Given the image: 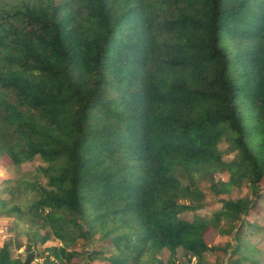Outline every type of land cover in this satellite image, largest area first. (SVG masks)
<instances>
[{
  "label": "trees",
  "instance_id": "trees-1",
  "mask_svg": "<svg viewBox=\"0 0 264 264\" xmlns=\"http://www.w3.org/2000/svg\"><path fill=\"white\" fill-rule=\"evenodd\" d=\"M2 156L35 173L19 202L0 199L33 228L0 264H158L164 249L167 264L179 249L257 263L264 0H0ZM217 171L211 218L182 216L212 205L198 179ZM244 183L252 197H218ZM214 226L232 242L209 245ZM40 229L61 245L39 252ZM79 240L105 245L83 254Z\"/></svg>",
  "mask_w": 264,
  "mask_h": 264
},
{
  "label": "rangeland",
  "instance_id": "rangeland-1",
  "mask_svg": "<svg viewBox=\"0 0 264 264\" xmlns=\"http://www.w3.org/2000/svg\"><path fill=\"white\" fill-rule=\"evenodd\" d=\"M220 149L224 153V157L228 158L232 155L230 149L227 147L226 143L220 144ZM42 164V161L39 159H35L31 162L32 166H37ZM31 166L27 165H15L12 160L7 156H2L0 158V199H6V200H12L13 202L17 203L20 200L21 192H24V189L22 185L20 184V180L24 175H31L35 173V168L30 169ZM26 172V173H25ZM208 178V179H207ZM229 178V172L228 171H217L215 172L211 177H200L198 179V184L201 189H203L206 193V198L210 201H212V205L206 208H202L195 212H184L182 213V216L185 218L192 220L196 217L209 219L212 216V212L214 211L215 207L219 206V202L215 201L217 196L213 194L209 189L208 185L211 182H215L216 184H219L222 180H227ZM261 187V193H263V198L260 200V202L263 204V208L260 211V215L258 216L259 221L264 224V178L260 182ZM248 194L252 197L251 189L248 185V183H244L240 187L233 188L232 191L229 194H222L221 196H231V197H237V196H243ZM215 201V202H214ZM223 223H220L219 225H223ZM218 226H214L211 228L205 235L206 241L209 245L213 244H223L225 241H231L232 239L219 232ZM25 229L33 230L28 224H25L23 222H18V220L10 215L6 214H0V247L3 245L4 242H6L8 239H12V253L14 256L20 255L21 252L24 251L25 243L28 240L27 236H25L24 231ZM46 234L48 235V240L46 243L42 244L39 239L40 235ZM260 234H253L249 241L251 243H254L257 245V252L256 257L258 258V262L255 264H264V241L259 238ZM36 238L38 239L36 243V248L39 252L42 254L45 251V248L48 246L53 245H61L60 239L54 237L52 234H50L48 231L44 229L39 230V234H37ZM97 243H91L88 245L87 243H84L82 240H79V242L74 245L73 247L79 251H81L83 254H86L87 251L91 250L92 248L99 247L103 244L102 241H96ZM105 245V244H103ZM109 247V246H108ZM110 248V247H109ZM108 248V249H109ZM111 250H107L106 254L108 255ZM168 256V251L164 249V251L159 255V262L158 264H167L166 258ZM207 258L210 261H214L216 258V255H213L211 253L207 254ZM43 260L42 256L39 255L38 259H35L32 264H40V262ZM224 263L227 264L228 259L225 257L223 259ZM147 261L144 259L143 262H140L139 264H147ZM101 264V263H100ZM130 264V263H129ZM175 264H197L195 258H192L191 261L188 260L187 257L184 256L183 249H179ZM219 264V263H218ZM243 264H251V263H243Z\"/></svg>",
  "mask_w": 264,
  "mask_h": 264
}]
</instances>
